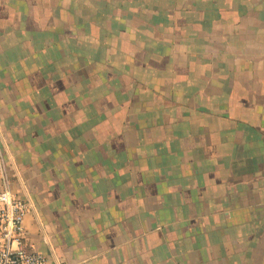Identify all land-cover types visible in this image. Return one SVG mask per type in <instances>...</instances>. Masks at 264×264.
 Returning a JSON list of instances; mask_svg holds the SVG:
<instances>
[{
    "label": "crops",
    "instance_id": "crops-1",
    "mask_svg": "<svg viewBox=\"0 0 264 264\" xmlns=\"http://www.w3.org/2000/svg\"><path fill=\"white\" fill-rule=\"evenodd\" d=\"M0 146L47 264H264V0H0Z\"/></svg>",
    "mask_w": 264,
    "mask_h": 264
},
{
    "label": "built area",
    "instance_id": "built-area-1",
    "mask_svg": "<svg viewBox=\"0 0 264 264\" xmlns=\"http://www.w3.org/2000/svg\"><path fill=\"white\" fill-rule=\"evenodd\" d=\"M28 205L12 192L0 146V264H47L46 257L26 245L22 218Z\"/></svg>",
    "mask_w": 264,
    "mask_h": 264
}]
</instances>
